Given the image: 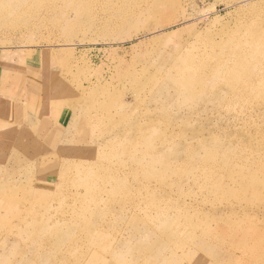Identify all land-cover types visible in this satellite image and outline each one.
<instances>
[{
	"label": "rangeland",
	"instance_id": "obj_1",
	"mask_svg": "<svg viewBox=\"0 0 264 264\" xmlns=\"http://www.w3.org/2000/svg\"><path fill=\"white\" fill-rule=\"evenodd\" d=\"M154 1L0 0V264H264V0Z\"/></svg>",
	"mask_w": 264,
	"mask_h": 264
},
{
	"label": "crops",
	"instance_id": "obj_2",
	"mask_svg": "<svg viewBox=\"0 0 264 264\" xmlns=\"http://www.w3.org/2000/svg\"><path fill=\"white\" fill-rule=\"evenodd\" d=\"M22 95H23L22 97H24V101L22 100V101H19L18 102L20 104V107H22V109L19 112V115H20L19 116V119H20V121L25 122L27 120V112H26L27 104H26V99H25L26 98V94H22ZM20 96L21 95H19V97ZM4 99H5L4 94L0 93V120L6 114L5 113V110H3L4 109V107H3V105H4V103H3Z\"/></svg>",
	"mask_w": 264,
	"mask_h": 264
},
{
	"label": "bare ground",
	"instance_id": "obj_3",
	"mask_svg": "<svg viewBox=\"0 0 264 264\" xmlns=\"http://www.w3.org/2000/svg\"><path fill=\"white\" fill-rule=\"evenodd\" d=\"M156 1H157V0H156ZM156 1H154V2H156ZM1 158H2V157H1ZM263 169H264V168H263ZM112 199H113V198H112ZM112 199H111V200H112ZM185 209H186V208H185ZM104 227H105V226H104ZM132 228H133V227H132ZM93 230H94V229H93ZM103 230H104V229H103ZM95 231H96V229H95ZM138 231H139V230H138ZM145 231H146V230H145ZM250 231H251V230H250ZM131 235H133V233H132ZM136 236H137V235H136ZM146 236H147V234H146ZM146 236H145V237H146ZM149 236H150V235H149ZM256 236H258V235H256ZM157 237H158V236H157ZM157 237H156V240H157ZM142 238L144 239V237H142ZM134 239H135V238H134ZM130 240H131V239H130ZM130 240H129V242H130ZM151 240H152V239H151ZM131 241H132V240H131ZM152 242H153V240H152ZM204 242H205V241H204ZM150 244H151V243H150ZM199 244H200V243H199ZM205 246H206V245H205ZM161 247H162V246H161ZM164 247H165V246H164ZM157 248H158V247H157ZM201 248H202V247H201ZM203 248H204V246H203ZM203 248H202V249H203ZM204 250H205V249H204ZM151 251H152V250H151ZM153 251H155V250H153ZM157 251H159V250H157ZM152 253H153V252H152ZM155 253H156V251H155ZM164 253H165V252H164ZM153 254H154V253H153ZM41 255H42V254H41ZM156 255H157V254H156ZM47 256H49V255H47ZM152 256H153V255H152ZM164 256H165V255H164ZM157 257H158V256H157ZM39 258H40V257H39ZM45 258H46V256H45ZM136 258H137V257H136ZM46 259H47V258H46ZM46 259H45V262H46ZM49 259H50V257H49ZM257 259L259 260V257H258V256L256 257V260H257ZM43 260H44V259H43ZM50 260H51V259H50ZM50 260H49V261H50ZM39 261H40V260H39ZM37 262H38V261H37ZM45 262H44V263H45ZM47 262H48V261H47ZM172 262H173V261H172ZM259 262H261V261L259 260ZM44 263H43V264H44ZM39 264H40V263H39ZM41 264H42V263H41ZM46 264H47V263H46Z\"/></svg>",
	"mask_w": 264,
	"mask_h": 264
}]
</instances>
